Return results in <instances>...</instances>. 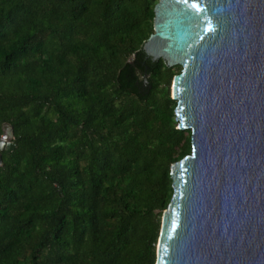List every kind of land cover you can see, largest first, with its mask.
<instances>
[{
  "label": "trees",
  "instance_id": "1",
  "mask_svg": "<svg viewBox=\"0 0 264 264\" xmlns=\"http://www.w3.org/2000/svg\"><path fill=\"white\" fill-rule=\"evenodd\" d=\"M157 0H0V264H155L191 152L152 59Z\"/></svg>",
  "mask_w": 264,
  "mask_h": 264
},
{
  "label": "water",
  "instance_id": "2",
  "mask_svg": "<svg viewBox=\"0 0 264 264\" xmlns=\"http://www.w3.org/2000/svg\"><path fill=\"white\" fill-rule=\"evenodd\" d=\"M144 52L180 65L191 152L171 165L155 264H264V0H157ZM13 128L3 123L2 151Z\"/></svg>",
  "mask_w": 264,
  "mask_h": 264
},
{
  "label": "rangeland",
  "instance_id": "3",
  "mask_svg": "<svg viewBox=\"0 0 264 264\" xmlns=\"http://www.w3.org/2000/svg\"><path fill=\"white\" fill-rule=\"evenodd\" d=\"M12 138H10V140H11Z\"/></svg>",
  "mask_w": 264,
  "mask_h": 264
}]
</instances>
